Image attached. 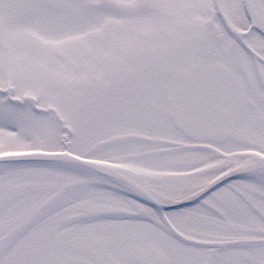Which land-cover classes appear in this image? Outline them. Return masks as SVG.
Masks as SVG:
<instances>
[{
	"label": "snow or ice",
	"instance_id": "6c2138e0",
	"mask_svg": "<svg viewBox=\"0 0 264 264\" xmlns=\"http://www.w3.org/2000/svg\"><path fill=\"white\" fill-rule=\"evenodd\" d=\"M0 264H264V0H0Z\"/></svg>",
	"mask_w": 264,
	"mask_h": 264
}]
</instances>
